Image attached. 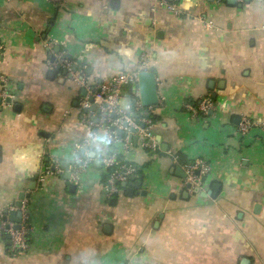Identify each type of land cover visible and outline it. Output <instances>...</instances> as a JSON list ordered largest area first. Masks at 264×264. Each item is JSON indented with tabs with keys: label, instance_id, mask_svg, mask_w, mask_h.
Segmentation results:
<instances>
[{
	"label": "crops",
	"instance_id": "crops-1",
	"mask_svg": "<svg viewBox=\"0 0 264 264\" xmlns=\"http://www.w3.org/2000/svg\"><path fill=\"white\" fill-rule=\"evenodd\" d=\"M176 5L179 16L155 0H0V92L13 101L0 105V210L30 194L31 225L23 255L0 236V264H264V1ZM47 42L84 68L91 88L140 72L146 56L157 149L129 129L108 145L102 125L84 121L86 91L49 68ZM128 88L123 107L135 102ZM206 98L213 112L194 117ZM244 117L258 126L241 135ZM85 139L88 167L73 190L61 164L70 170ZM112 152L137 169L141 188L128 182L106 199L102 158ZM197 160L210 171L191 192L182 176ZM54 163L61 172L48 174Z\"/></svg>",
	"mask_w": 264,
	"mask_h": 264
},
{
	"label": "built area",
	"instance_id": "built-area-1",
	"mask_svg": "<svg viewBox=\"0 0 264 264\" xmlns=\"http://www.w3.org/2000/svg\"><path fill=\"white\" fill-rule=\"evenodd\" d=\"M156 3L165 7L168 11L175 15H181L180 9L176 5L177 0H155ZM219 1V0H218ZM264 1V0H263ZM46 48L52 61L49 63V68H59L66 71L69 74V78L78 86L86 91L85 97H83L79 103V108L83 112L84 121L89 124L90 127L102 125L106 132V140L108 145H116L119 143L120 136L117 134L121 131L122 123L127 122L129 128H134L138 131L140 138L142 139V147L149 150H156L157 144L151 137L149 132L152 122L148 119H141L140 124L135 122L132 117V113L144 109L139 101V90L136 88L138 84V73H120L110 80L99 84L98 86L91 88L88 86L86 75L84 74V68L77 66L71 59L68 58L64 51H57L56 44L53 42H47ZM140 65L142 71H147V57L142 56L140 59ZM126 87L133 88V96L135 102L125 107H121L120 100L122 98V90ZM7 96L5 90L0 92V99L3 100ZM92 99V102H90ZM95 106L101 119L94 123V119L90 118V108ZM153 107L145 108L147 113L152 114L150 110ZM214 106L209 99H202L195 109H192L194 117H207L213 112ZM86 111V112H84ZM115 115L116 118L112 119L111 116ZM254 126V124L248 118H242L238 124V131L241 135L248 134ZM264 127V124L261 125ZM128 130V129H125ZM123 146L127 147V141L123 140ZM90 140L85 139L82 142L74 144V159L72 166L70 167L69 182L74 185L81 183V175L86 171L88 167V158L85 152L89 149ZM83 152L84 154H80ZM102 164L105 169H111V173L105 185H103V195L106 199L112 198L119 194L122 184H127L130 179L136 176V168L127 163L119 160L116 153H111L102 158ZM210 171V166L203 160H197L184 167L185 178H183V184L191 192H196L200 189L202 182ZM46 172L48 174L60 173L61 169L58 163L50 164L47 167ZM17 209L12 205L6 211L0 210V236L9 243L8 248L10 253L14 256L22 255L30 248L28 241V234L30 232L29 220L26 215L23 214L18 223L19 228H15L8 214L16 212ZM22 211V209H21ZM7 212V214H5Z\"/></svg>",
	"mask_w": 264,
	"mask_h": 264
},
{
	"label": "water",
	"instance_id": "water-1",
	"mask_svg": "<svg viewBox=\"0 0 264 264\" xmlns=\"http://www.w3.org/2000/svg\"><path fill=\"white\" fill-rule=\"evenodd\" d=\"M227 2L230 4V5H235L236 4V0H227ZM58 51V49H57ZM57 71H59V68L56 69ZM63 75L65 76L66 75V71H63ZM138 89H139V101H140V104L143 108H149V107H154L158 104V96H157V86H156V80H155V76L153 73L151 72H148V71H142V72H139L138 73ZM1 102L2 100L0 99V105H1ZM90 102H92V99H90ZM4 104L6 105H12L13 104V101H12V98L8 97L4 100ZM90 111H96V108L95 106H92L90 108ZM86 112V111H84ZM112 119H115L116 116L115 115H112L111 116ZM98 121V120H97ZM122 128L123 129H129L131 133H134L135 132V129L134 128H129V125L127 122H123L122 123ZM117 134L119 136H122L123 135V132L122 131H118ZM129 140H134V138L129 137ZM80 154H83V152H80ZM68 167H69V164L66 163V162H63L61 164V168L62 170L66 173L65 174V179L66 180H69V176H70V172L68 171ZM182 178H185V174H183ZM130 182L133 183L132 185V188L130 189V191H134V190H140L141 188V183L140 182H137L134 180V178H131L130 179ZM128 184H122L121 187L122 188H126ZM69 187L71 189H75L76 186L73 185V184H70ZM29 191H33L35 189V183H31L29 185ZM30 197V194H26V193H21L19 194L15 204H14V207L17 209L16 212H11L8 214L9 216V219L15 223V228L18 229L19 226H18V223L21 219V216H22V206H23V201L27 198ZM5 214H7V212H5ZM7 245H9V243H7ZM247 262L245 261L243 264H246Z\"/></svg>",
	"mask_w": 264,
	"mask_h": 264
},
{
	"label": "trees",
	"instance_id": "trees-1",
	"mask_svg": "<svg viewBox=\"0 0 264 264\" xmlns=\"http://www.w3.org/2000/svg\"><path fill=\"white\" fill-rule=\"evenodd\" d=\"M129 89V91H131V92H129V98H131L132 100L134 99V96H133V93H132V89L130 90V88H128ZM132 117L135 119V122L137 123V124H140V125H142L141 123H140V120L141 119H148V120H150L152 123L154 122V117H153V115H151V114H149V113H147V109H141L140 111H135V112H133L132 113ZM112 153H114V152H112ZM119 158V157H118ZM119 160H121L120 158H119ZM122 161V160H121ZM123 162V161H122ZM110 173H111V169L109 170V169H106V173L102 176V179H101V184L102 185H105L106 184V182H107V180H108V178H109V175H110ZM137 173H138V171H137V169H136V175H137ZM28 224H29V228H30V230H31V225H30V223L28 222ZM28 241H29V243H30V239H29V237H30V232H29V234H28ZM1 239L3 240V238L1 237ZM5 241V240H4ZM7 247V246H6ZM7 250L9 251V248L7 247ZM26 253V252H25ZM25 253H23V254H25ZM22 254V255H23ZM10 255H12L13 257H14V255L12 254V253H10ZM18 256H20V255H18Z\"/></svg>",
	"mask_w": 264,
	"mask_h": 264
},
{
	"label": "rangeland",
	"instance_id": "rangeland-1",
	"mask_svg": "<svg viewBox=\"0 0 264 264\" xmlns=\"http://www.w3.org/2000/svg\"><path fill=\"white\" fill-rule=\"evenodd\" d=\"M123 104H124V103H120L121 107H123Z\"/></svg>",
	"mask_w": 264,
	"mask_h": 264
}]
</instances>
